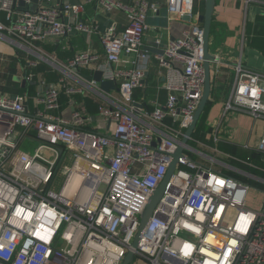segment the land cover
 I'll list each match as a JSON object with an SVG mask.
<instances>
[{
    "label": "built area",
    "instance_id": "obj_1",
    "mask_svg": "<svg viewBox=\"0 0 264 264\" xmlns=\"http://www.w3.org/2000/svg\"><path fill=\"white\" fill-rule=\"evenodd\" d=\"M20 1L0 0V74L25 59V80L36 82L37 95L0 94V264H123L204 94V0H164L168 23L189 29L153 46L146 44L149 14H159L161 3L95 0L103 15L127 17L124 27L110 16L100 32L82 22L84 4L38 0L26 11ZM73 30L100 36L105 63L97 71L118 90L105 94L80 72L101 63L92 49L66 63L43 51ZM212 54L218 76L222 56ZM46 58L62 75L55 84L33 73ZM153 62L167 98L137 101ZM235 69L225 112L264 121V73L241 62ZM86 94L98 102L97 115L70 102ZM245 149L264 156V134ZM178 160L133 263L264 264V202L257 210L247 204L251 189L264 192V178L217 149L214 156L200 151L192 138Z\"/></svg>",
    "mask_w": 264,
    "mask_h": 264
},
{
    "label": "crops",
    "instance_id": "obj_2",
    "mask_svg": "<svg viewBox=\"0 0 264 264\" xmlns=\"http://www.w3.org/2000/svg\"><path fill=\"white\" fill-rule=\"evenodd\" d=\"M55 1L58 4L65 0ZM70 1L75 4H84L85 12L80 17L82 22L89 27L100 26V32L108 26L110 16L118 19L120 25L124 27L127 24V17L121 13H114L113 15L100 13L95 0ZM119 1L124 4H131L137 0ZM150 1L161 3V12L156 16L152 13L149 14L150 29L146 33V44L152 45L157 39H162L165 45L173 38H180L182 32L189 29L187 23L178 20L166 25L165 21H168L169 16L166 6L163 4L164 0ZM214 15L215 34L211 38V51L214 54H221L222 72L218 76L215 75L216 71L211 66L213 69V91L210 102L213 106L206 122L208 130L206 139L215 138L221 143L250 152L245 148L248 146L255 149L264 134V121L261 119L254 120L252 116L244 112H225V103L232 89L231 86L236 74L235 67L238 63L241 62L245 67L264 73V0H255L248 5L245 0H217ZM52 43L49 45L56 44L60 51H69L74 56L91 49L94 53L102 55L103 58L99 65H93L89 70L87 69V71L93 72L91 76L82 74L89 80L94 78L97 68L105 63V54L100 36L97 33L89 37L86 33L73 30L67 38L57 39ZM161 72L157 64L153 62L148 73L145 90L136 94L137 101L146 103L157 98L163 102L166 100L167 92L158 89L163 84ZM65 99L68 100V98ZM70 102L77 103L75 98ZM70 107L72 108V106ZM245 166L251 168L249 165Z\"/></svg>",
    "mask_w": 264,
    "mask_h": 264
},
{
    "label": "water",
    "instance_id": "obj_3",
    "mask_svg": "<svg viewBox=\"0 0 264 264\" xmlns=\"http://www.w3.org/2000/svg\"><path fill=\"white\" fill-rule=\"evenodd\" d=\"M30 1L32 3L31 6L27 3V0H21L20 8L26 11H34L36 4L38 3V0H30ZM216 5H217V0H205L204 13L200 17V21L203 24L204 51H205V58H204V69H205L204 87H205V90H204L203 97L200 101L199 108L197 112L195 113L192 119V122L190 123L191 125L185 132V137L181 141L182 145L178 148V150L172 156L173 157L172 163L168 169V173L166 175V181L160 186L159 189H157L151 195V199L149 200L147 208L143 214L144 216H143V220L139 228V231L137 233L138 235L133 243V247H132L133 250L126 257L123 264H132V262L134 261V258H135L134 250H136L139 247L140 242L142 241V238L146 234L145 232L149 226V223L152 217L154 216L153 214H154L155 208L158 202L160 201V199L162 198V195L166 189V185L169 181V178L176 170V167L179 161L178 159L183 155L184 148L186 145H188L189 138H192L194 132L196 131L198 122L207 107V103L210 101L212 91H213V87H212L213 75H212L211 63L215 60V56L212 54V51H211V38H212L211 29L214 23V17H215L214 12L216 9ZM184 19L186 21H190V16H185ZM174 39L175 38H173L172 40ZM46 59L47 60L44 61L45 63L49 64L50 66H54L51 62H49L48 58ZM94 80L99 84L98 85L99 90H101L105 94H109L110 91L112 90H118L117 86L115 85L113 81H109V82L103 81V72L95 71ZM136 105L139 106L138 104ZM93 119L95 120V117H93Z\"/></svg>",
    "mask_w": 264,
    "mask_h": 264
},
{
    "label": "trees",
    "instance_id": "obj_4",
    "mask_svg": "<svg viewBox=\"0 0 264 264\" xmlns=\"http://www.w3.org/2000/svg\"><path fill=\"white\" fill-rule=\"evenodd\" d=\"M0 20L5 21L3 13H0ZM214 32H215V27L213 23L212 29H211L212 36L215 34ZM42 49L47 55L56 57V59L62 63L72 60L74 56V54H72L69 51H66V52L60 51L57 48L56 44L43 45ZM20 61L24 67L27 65V62L25 61V59H21ZM80 72L85 76H91V74L93 73V72L87 71L86 69H82ZM33 73L36 75V78L40 77L44 79L48 84H55L57 80L62 76L61 73H59L57 70H54L52 67H50L49 65L43 62H39L37 68L33 70ZM29 89H36V82H34L33 84H29ZM74 98L76 99L78 103H83L85 108L91 115H97L98 102L96 101L94 96H91L89 94H86L84 96L75 95ZM212 106H213L212 103L209 101L207 103V107L204 113L202 114L198 122L197 129L192 136L194 145H196V142H199V141L201 142V140H203L207 136L208 130H207L206 122L208 119V115L211 112ZM218 151H221L222 153L229 155L235 159H240L243 162L251 166L257 167L256 169H258L261 172V175L264 178V156L263 155L255 154L253 153V151L248 152L241 148L237 149L226 143H220L218 146ZM225 174L235 179L239 178V179L248 181L247 178L241 177L240 175H236L231 172H226Z\"/></svg>",
    "mask_w": 264,
    "mask_h": 264
},
{
    "label": "rangeland",
    "instance_id": "obj_5",
    "mask_svg": "<svg viewBox=\"0 0 264 264\" xmlns=\"http://www.w3.org/2000/svg\"><path fill=\"white\" fill-rule=\"evenodd\" d=\"M65 6H68L71 2L70 0H65ZM251 4V3H250ZM203 13L205 9V0L201 3ZM252 9V8H251ZM249 12V11H248ZM247 12V13H248ZM248 16V14H247ZM165 24L168 25V21H165ZM32 59L40 60L35 55H31ZM55 58V57H54ZM18 60L14 62L13 70L10 72V74L4 73L0 74V93H8L12 95H18L19 93H25L27 92L30 96H36L37 90L36 89H29V82L25 80L26 74L24 73L25 67L22 65L21 62L17 63ZM42 61V60H41ZM40 61V62H41ZM43 63H45L43 61ZM46 64V63H45ZM49 65V64H47ZM50 66V65H49ZM51 67V66H50ZM53 68V67H52ZM54 69V68H53ZM221 142H216L215 139H206L204 138L196 143V145L193 144V146L200 151L202 150L204 153L208 155L214 156V149L218 150V146ZM234 165V164H233ZM237 168H242L246 171H250L255 177H263L261 175V172L258 169H250L246 167L245 165L241 164H235ZM255 186L258 185V182L256 183L255 180L252 181ZM63 185L62 179L59 180L58 185L55 188V192H58L61 186ZM248 206L254 210H257L262 203L264 202V192L260 191L259 189H251L248 193ZM132 264H144L139 258L135 259V263L132 262Z\"/></svg>",
    "mask_w": 264,
    "mask_h": 264
}]
</instances>
